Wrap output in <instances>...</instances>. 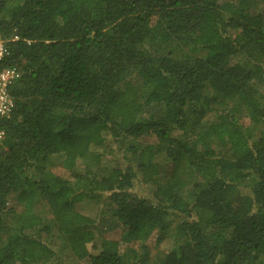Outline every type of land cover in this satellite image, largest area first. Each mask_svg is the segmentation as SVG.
Returning a JSON list of instances; mask_svg holds the SVG:
<instances>
[{
    "label": "trees",
    "instance_id": "trees-1",
    "mask_svg": "<svg viewBox=\"0 0 264 264\" xmlns=\"http://www.w3.org/2000/svg\"><path fill=\"white\" fill-rule=\"evenodd\" d=\"M0 35V264H264V0H0Z\"/></svg>",
    "mask_w": 264,
    "mask_h": 264
},
{
    "label": "rangeland",
    "instance_id": "rangeland-1",
    "mask_svg": "<svg viewBox=\"0 0 264 264\" xmlns=\"http://www.w3.org/2000/svg\"><path fill=\"white\" fill-rule=\"evenodd\" d=\"M192 52H190L188 49H183L180 52H177L175 54V58H180V56L183 55H190ZM194 54L196 52H193ZM192 56V55H191ZM60 157L55 155V156H51L49 158V167L50 169H52V171L54 172H58L61 175H63V172L61 170H59V168L56 166L57 163L59 162ZM106 162H102V164L100 165L99 168H92L91 170L93 172V174H97L100 175L102 174L103 170L107 168ZM188 174V173H187ZM189 176V180H198L197 176H192V174H188ZM75 208L78 212H80L83 215L89 216L91 218H98L99 216V209L98 206L94 203V202H90V201H81L78 202L75 205ZM179 219L177 218H172L170 221V224L173 225L174 223H177ZM101 236H105L106 238L109 239H113V240H117L118 239V232L117 231H111V232H103V234H101ZM5 238H6V233L5 231H0V245L4 244L5 242ZM174 245L173 240L171 239H164L161 240L159 243H156V237L154 236L151 240V247L153 248V250L151 251L150 254V259H149V264H152V262H156L157 264L160 263L162 261V258L164 257V254L166 252H168L170 250V248H172ZM83 264H88L87 261H83Z\"/></svg>",
    "mask_w": 264,
    "mask_h": 264
},
{
    "label": "built area",
    "instance_id": "built-area-1",
    "mask_svg": "<svg viewBox=\"0 0 264 264\" xmlns=\"http://www.w3.org/2000/svg\"><path fill=\"white\" fill-rule=\"evenodd\" d=\"M9 52L6 40L0 35V118H8L14 110L12 87L17 80V71L5 65ZM2 132L0 131V137Z\"/></svg>",
    "mask_w": 264,
    "mask_h": 264
}]
</instances>
